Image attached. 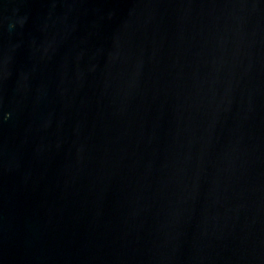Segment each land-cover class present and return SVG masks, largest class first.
Segmentation results:
<instances>
[{"label": "water", "instance_id": "1", "mask_svg": "<svg viewBox=\"0 0 264 264\" xmlns=\"http://www.w3.org/2000/svg\"><path fill=\"white\" fill-rule=\"evenodd\" d=\"M0 264H264V0H0Z\"/></svg>", "mask_w": 264, "mask_h": 264}]
</instances>
